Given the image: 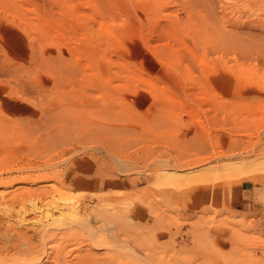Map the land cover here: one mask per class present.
Listing matches in <instances>:
<instances>
[{
    "label": "rangeland",
    "instance_id": "1",
    "mask_svg": "<svg viewBox=\"0 0 264 264\" xmlns=\"http://www.w3.org/2000/svg\"><path fill=\"white\" fill-rule=\"evenodd\" d=\"M161 1L0 0L4 236L64 194L69 264H264V0Z\"/></svg>",
    "mask_w": 264,
    "mask_h": 264
},
{
    "label": "bare ground",
    "instance_id": "2",
    "mask_svg": "<svg viewBox=\"0 0 264 264\" xmlns=\"http://www.w3.org/2000/svg\"><path fill=\"white\" fill-rule=\"evenodd\" d=\"M187 1V0H186ZM201 1V0H200ZM237 1H241V0H237ZM244 1H246V0H244ZM244 1H241V2H244ZM253 1V0H252ZM250 2V4H253V2ZM261 1V2H260ZM260 1H258L257 0V2H260V3H256L257 5H255V7L256 6H260V4H262L263 2H262V0H260ZM157 5H159L160 7H163L164 8V4L162 3V1L161 0H157ZM205 2H206V0H205ZM210 2V3H209ZM208 2V0H207V4L209 3L210 5L211 4H213L212 6H216V5H214V2L213 3H211V1H209ZM248 2V3H247ZM246 3H245V5L246 4H249V1H247ZM200 3V2H199ZM202 4H203V2H201ZM233 3V2H232ZM237 3V2H236ZM244 3H243V5H244ZM170 4V3H169ZM201 4V5H202ZM216 4V3H215ZM259 4V5H258ZM199 6V7H202V6ZM233 5V4H232ZM236 5V4H235ZM207 6V5H206ZM205 6V7H206ZM246 6H249V10H250V5H246ZM216 7H218V6H216ZM236 7H239V6H236ZM235 7V8H236ZM255 7L253 8V9H255ZM261 7H264V6H261ZM179 8V7H178ZM182 8V7H181ZM192 8V7H191ZM203 9H204V6L202 7ZM212 9H213V7H211ZM242 8H244V7H242ZM206 9V8H205ZM216 9V8H215ZM246 9V8H245ZM256 9H257V7H256ZM261 9H263V8H258L257 10H261ZM174 10V9H173ZM211 10V9H210ZM174 11H176V9L174 10ZM183 11V10H182ZM186 12V14L188 13V11L187 10H185ZM193 10L191 9V12H192ZM233 11V10H232ZM239 11V10H238ZM254 11H256V10H254ZM262 11V10H261ZM263 11H264V9H263ZM177 12V11H176ZM194 12V11H193ZM192 12V13H193ZM211 12V11H210ZM215 12V11H214ZM244 12V11H243ZM192 13H190L191 14V16H193L192 15ZM212 13V12H211ZM216 13V12H215ZM248 12L246 11V13H245V15H248V14H251V13H248ZM177 14V13H176ZM189 14V13H188ZM209 14V13H208ZM217 14V13H216ZM240 14H241V12H240ZM244 14V13H243ZM177 15H179V14H177ZM196 15V14H195ZM214 15V14H213ZM242 15V14H241ZM244 15V16H245ZM252 15V14H251ZM254 15V14H253ZM257 15V14H256ZM197 16V15H196ZM196 16H193V18H195ZM243 16V15H242ZM249 16V15H248ZM178 17V16H177ZM186 17V16H185ZM246 17V16H245ZM250 17V16H249ZM254 17H255V15H254ZM173 18V17H172ZM182 18V17H181ZM192 18V17H191ZM258 18V17H257ZM262 18V17H261ZM175 19V17L173 18V19H170L171 21H172V24H173V20ZM179 19V18H178ZM246 19H248V18H246ZM187 20H188V18H187ZM237 20V19H236ZM241 20V19H240ZM249 20V19H248ZM170 21V22H171ZM194 21H195V19H194ZM260 20H258V22H259ZM198 22V20L197 21H195V23H197ZM221 22V21H220ZM231 22V21H230ZM249 23L251 22V21H248ZM260 22H262V21H260ZM167 23V22H166ZM176 23V22H175ZM204 23V22H203ZM218 23V22H217ZM222 24H223V22H221ZM240 23V22H239ZM254 23V22H253ZM207 24V23H206ZM261 24H264V23H261ZM175 25H177V24H175ZM175 25H173V27H176ZM200 25V24H199ZM219 25L221 26V24L219 23ZM162 26V25H161ZM190 26V25H189ZM214 26V25H213ZM263 26V25H262ZM164 27V26H163ZM165 27H167L166 25H165ZM226 27H227V25H226ZM160 28V27H159ZM168 28V27H167ZM177 28V27H176ZM222 28H224V32H225V27H222ZM222 28H221V30H222ZM202 29V28H201ZM201 29H198V30H201ZM234 29V28H233ZM233 29H232V31H233ZM177 30V29H176ZM229 29H228V27H227V31H228ZM237 30V29H236ZM157 31H158V29H157ZM249 31V30H248ZM253 31V30H252ZM188 32V31H187ZM189 32H190V29H189ZM223 32V33H224ZM231 31H228V33L226 34L225 33V35H221L222 37L223 36H225V38H227L229 35H231V33H230ZM243 32V31H242ZM254 32V31H253ZM159 33H160V31H159ZM164 33H166V32H164ZM163 33V34H164ZM180 33V32H179ZM230 33V34H229ZM237 33V32H236ZM252 33V32H251ZM251 33H249V35H245L246 36V38L244 37L242 40H244V39H247V38H251L252 36H251ZM163 34H161V35H163ZM170 34V33H169ZM241 34V33H240ZM244 34H247V33H244ZM253 34H255V33H253ZM160 35V34H159ZM228 35V36H227ZM236 35V34H235ZM237 35H238V33H237ZM168 36V35H167ZM170 36V35H169ZM168 36V37H169ZM179 36V35H178ZM240 36H242L243 37V33H242V35H240ZM251 36V37H250ZM257 35H253V37L254 38H256V39H250V40H252L253 42H257V37L259 38V35L256 37ZM159 37V36H158ZM172 37V36H171ZM180 37V36H179ZM231 37V38H230ZM229 38H227L228 39V41L229 40H232V38H233V35L232 36H230ZM237 37L238 36H236V38H235V40H234V38H233V40L232 41H229V44H230V46L231 45H234L235 44V47H238L239 45H241V46H243L244 44L242 43V41L240 42V40H241V38L239 37V41H237L236 39H237ZM261 37V36H260ZM144 38V37H143ZM224 38V37H223ZM222 38V39H223ZM263 38V37H262ZM262 38H259V41L262 39ZM174 39V38H173ZM175 39H177L176 37H175ZM174 39V40H175ZM182 39V38H181ZM227 39H224L225 41H223L225 44H226V40ZM248 39V40H249ZM248 40H247V42H248ZM263 40V39H262ZM261 40V41H262ZM259 41L257 42V45H258V43H259ZM264 41V40H263ZM262 41V44L264 43ZM222 42V41H221ZM230 42H232V43H230ZM233 42H235V43H233ZM249 42H251V41H249ZM253 42L251 43V44H253ZM255 42V43H256ZM218 43H219V41H218ZM238 43V46L236 45ZM240 43V44H239ZM245 43V42H244ZM254 43V44H255ZM261 43V42H260ZM228 44V43H227ZM196 45V44H195ZM198 45V44H197ZM256 45V46H257ZM200 46V45H199ZM198 46V47H199ZM222 46V45H221ZM241 46H239V47H241ZM218 47V46H217ZM239 47H238V49H239ZM261 46H260V44H259V47L257 46V50H260V49H258V48H260ZM200 48V47H199ZM242 48V47H241ZM252 48V47H251ZM263 48H264V46H263ZM168 49V48H167ZM210 49V48H209ZM244 49H246V48H244ZM191 49H189V51H190ZM200 50V49H199ZM242 51V50H241ZM247 52V51H246ZM240 53V52H239ZM257 54V53H256ZM165 56V55H164ZM176 56V55H175ZM187 56V55H186ZM262 58V57H261ZM187 59V58H186ZM193 59V58H192ZM187 61V60H186ZM196 61H197V59H196ZM189 62V61H188ZM193 62V61H192ZM175 64V63H174ZM179 66V65H178ZM193 66V65H192ZM196 67V66H195ZM194 68V67H193ZM181 74V73H180ZM187 76V75H186ZM185 170V169H184ZM196 169H186L185 171H184V175H187V176H193V174H194V171H195ZM183 172V171H182ZM23 187V186H22ZM21 194V193H20ZM18 195V194H17ZM64 194H60V196L58 197V198H56V199H54V202H53V204H51L52 205V207H48V206H46V205H44V204H46V203H43V204H39L38 202H36L37 201V199H33V200H31V209H33L34 211H36V212H39L40 213V216L39 215H37V216H39L38 217V226L37 227H35V232H34V234H36V236L38 237H40V243L39 244H37L38 243V241H37V243L34 241L35 239L34 238H36L35 236H34V238H33V235L34 234H32L33 232L32 231H34V230H32V231H29V232H27L28 230H26V229H23V227L22 226H19V227H17V229H16V227H12V226H10V229H12L13 230V232H11V233H13L12 235L10 234L9 236H7L6 234H5V236L0 232V264H50L49 263V261L50 262H52L53 264H69V263H67V260H66V258H64V254H66V251L64 250V248L67 250V247H66V244L65 243H68L69 241H70V238L72 237V233H78V231L80 232V230H82L83 228V226L85 227L87 224H91V226L94 228V226H93V222L91 223L90 221H92L93 219H91V218H89V214L87 213V215H85V216H83L84 215V207L85 206H83V204H81V203H78V202H76V201H78V200H71V199H67V197H65V196H67V195H65V196H63ZM4 197H5V195H3ZM3 196H1L0 198H4ZM44 196V195H43ZM16 197V196H15ZM19 197V196H18ZM6 198V197H5ZM9 198V197H8ZM60 198V199H59ZM7 199V198H6ZM13 199V198H12ZM12 199L10 198V200L12 201ZM16 199V198H15ZM17 199H19V198H17ZM16 199V200H17ZM32 199V198H31ZM39 199V198H38ZM3 200H5V199H3ZM3 200H2V202H3ZM7 200H9V199H7ZM36 200V201H35ZM0 201H1V199H0ZM6 201V200H5ZM7 202H9V201H7ZM51 202V201H50ZM11 203V202H10ZM42 203V202H41ZM84 203V202H83ZM2 204V203H1ZM3 205V204H2ZM1 205V206H2ZM50 205V204H49ZM85 205V204H84ZM53 208L54 209H62L61 210V212L60 213H58V214H56L55 213V211L53 210ZM1 209V208H0ZM29 209V208H28ZM65 209V210H64ZM84 209V210H83ZM64 210V211H63ZM66 211V212H65ZM9 213V212H8ZM86 213V212H85ZM112 213V212H111ZM38 214V213H37ZM67 214H70L69 216L67 215ZM10 215V214H9ZM102 215V214H101ZM92 216V215H91ZM95 215H93V217H94ZM97 216H95V218H96ZM99 217V216H98ZM10 218H12L11 216H3V215H0V222H1V220H3V219H6L7 221H10V223H12V219H10ZM24 218V217H23ZM100 218H104V220H106L105 219V217H100ZM107 218V217H106ZM122 219V218H121ZM19 220V219H18ZM24 220V219H23ZM96 220V219H95ZM109 220V221H108ZM20 222H23L22 221V219L21 220H19ZM107 221L108 222H110V219H108L107 218ZM4 222V221H3ZM2 222V223H3ZM19 222V223H20ZM34 222V221H33ZM112 222V221H111ZM110 222V223H111ZM9 223V222H8ZM36 223V222H35ZM96 223V222H95ZM95 223H94V225H95ZM98 223V222H97ZM97 223H96V229H98V225H97ZM110 223H106L108 226H110L111 227V225H110ZM1 224V223H0ZM23 224V223H22ZM74 224V225H73ZM104 224V222L102 223V225ZM114 224V223H113ZM106 225V229L108 228V226ZM88 226V225H87ZM86 226V227H87ZM101 226V225H100ZM22 227V228H21ZM90 227V226H89ZM102 227H104V226H102ZM0 228H1V226H0ZM3 228H4V226H3ZM5 228H7L8 229V226L7 227H5ZM30 228V227H29ZM82 228V229H81ZM70 229H75V230H77L78 229V231H72L71 232V230ZM90 229V228H89ZM99 229H101V231H99ZM98 229V231L100 232V234L102 233V228L100 227ZM110 229V228H109ZM37 230V231H36ZM90 230H92V229H90ZM94 230H95V228H94ZM111 230V229H110ZM0 231H2V228L0 229ZM4 231V230H3ZM8 231V230H7ZM6 230H5V233L7 232ZM96 231V233H97V230H95ZM95 231H93V232H95ZM105 231H107V230H105ZM123 231V230H122ZM30 232H32V233H30ZM98 232V233H99ZM109 232H111V231H108V235L110 234ZM92 233V232H91ZM107 233V232H106ZM83 234V233H82ZM112 234V233H111ZM97 235V234H96ZM102 235V234H101ZM95 236V233L93 234V236H91L90 237V240L89 241H91L90 243L92 244V245H90L91 247L93 246V244L95 245V247L97 246V247H99V248H101V246L103 247V246H105L106 245V243H107V241H106V239H105V236L104 237H102V236ZM110 236V235H109ZM113 236V235H112ZM112 236H110V237H112ZM80 237V236H79ZM108 237V236H107ZM106 237V238H107ZM109 237V238H110ZM81 238V237H80ZM109 238H108V240H109ZM72 239V238H71ZM82 239V238H81ZM84 239V238H83ZM86 239V238H85ZM37 240V239H36ZM68 241V242H66V241ZM64 241H65V243H64ZM73 241V240H72ZM72 241H70V243L72 242ZM83 241V240H82ZM81 241V242H82ZM36 244H35V243ZM80 242V241H79ZM80 242V243H81ZM70 243H69V245H70ZM75 243V242H74ZM86 243V242H85ZM82 244V243H81ZM86 245V244H85ZM70 246H72V249L73 248H75V247H73V246H75V245H70ZM82 246V245H81ZM89 246V245H88ZM89 246V247H90ZM110 246V245H109ZM69 247V246H68ZM82 247H85V249H88L89 247H87L86 248V246H82ZM81 248V247H80ZM84 249V252L86 251ZM71 250V249H70ZM69 250V251H70ZM75 250V249H74ZM77 250H79V247H78V249ZM83 250V249H82ZM68 251V250H67ZM68 251V252H69ZM72 251V250H71ZM163 251V250H162ZM176 251V250H175ZM174 251V252H175ZM160 252V251H159ZM179 252V251H178ZM177 251H176V255H177V253H178ZM73 253L74 252H72V254L69 256V257H71L72 255H73ZM86 253V252H85ZM93 253H96V252H93ZM92 253V254H93ZM67 254H69V253H67ZM91 255V254H90ZM107 255V254H106ZM143 255V254H142ZM160 255V254H159ZM176 255H174V257L173 258H175L176 257ZM74 256V255H73ZM92 256H95L96 257V254L94 255H92ZM98 256L99 255H97V258H98ZM108 256V255H107ZM116 256H118V255H116ZM145 256V255H144ZM155 256H157V255H155ZM161 256V255H160ZM160 256H159V258H160ZM67 257V256H66ZM68 257V258H69ZM87 257V256H86ZM94 257V258H95ZM100 257V256H99ZM165 257V256H164ZM163 257V258H164ZM78 258V257H77ZM77 258H75V260L77 259ZM90 258H91V256H90ZM93 258V257H92ZM103 258V257H102ZM111 258V260H112V256L110 257ZM110 258L108 259V260H110ZM145 258V257H144ZM146 258H147V256H146ZM163 258L162 259H159V264H161L160 262H161V260L162 261H164L163 260ZM71 259V258H70ZM73 259V258H72ZM106 259V260H107ZM118 259H119V257H118ZM143 259V258H142ZM158 259V258H157ZM74 260V261H75ZM80 260V259H79ZM79 260H77V262L79 261ZM87 260V259H86ZM86 260H81L80 262L81 263H77L76 261V264H95V262L97 263V261L99 260V258L96 260V258H95V260H93L92 259V261H86ZM102 259L100 258V260L99 261H101ZM108 260L106 261V263L105 264H108L109 262H108ZM138 260V259H137ZM137 260H135V261H137ZM151 260V259H150ZM102 261H104L105 262V260L103 259ZM102 261H101V263H102ZM115 261H117V258L115 259ZM115 261H113L112 262V264H114L115 263ZM124 262H123V264L124 263H126L125 262V260H123ZM139 261V260H138ZM143 261V260H142ZM157 261V260H156ZM156 261H155V263H156ZM69 262V261H68ZM75 262H74V264H75ZM140 262V261H139ZM51 263V264H52ZM122 263V262H121ZM129 263L131 264L132 263V261H129ZM145 263V262H144ZM150 264H152L151 262H149ZM173 264H175V262H172ZM70 264H72L71 262H70ZM100 264V263H99ZM103 264V263H102ZM127 264V263H126ZM133 264H139V263H135V262H133ZM146 264H147V262H146Z\"/></svg>",
    "mask_w": 264,
    "mask_h": 264
}]
</instances>
